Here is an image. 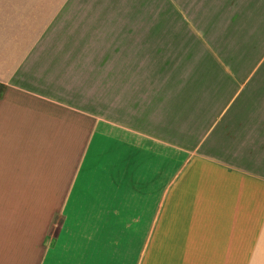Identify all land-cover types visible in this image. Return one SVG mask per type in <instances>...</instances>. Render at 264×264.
<instances>
[{
  "label": "crops",
  "instance_id": "obj_1",
  "mask_svg": "<svg viewBox=\"0 0 264 264\" xmlns=\"http://www.w3.org/2000/svg\"><path fill=\"white\" fill-rule=\"evenodd\" d=\"M0 264H264V2L0 0Z\"/></svg>",
  "mask_w": 264,
  "mask_h": 264
},
{
  "label": "rangeland",
  "instance_id": "obj_2",
  "mask_svg": "<svg viewBox=\"0 0 264 264\" xmlns=\"http://www.w3.org/2000/svg\"><path fill=\"white\" fill-rule=\"evenodd\" d=\"M259 1H260V2H261V1L264 2V0H259ZM235 4H236V1H233V6H234Z\"/></svg>",
  "mask_w": 264,
  "mask_h": 264
}]
</instances>
